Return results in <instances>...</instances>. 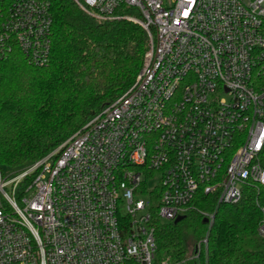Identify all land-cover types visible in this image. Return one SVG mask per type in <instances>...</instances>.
<instances>
[{"label": "built area", "instance_id": "1", "mask_svg": "<svg viewBox=\"0 0 264 264\" xmlns=\"http://www.w3.org/2000/svg\"><path fill=\"white\" fill-rule=\"evenodd\" d=\"M73 1L139 25L147 50L134 84L57 148L0 168V264H154L156 220L185 218L201 193L253 192L264 238V0ZM52 28L46 0H0V53L45 65ZM207 245L158 264H202Z\"/></svg>", "mask_w": 264, "mask_h": 264}, {"label": "trees", "instance_id": "2", "mask_svg": "<svg viewBox=\"0 0 264 264\" xmlns=\"http://www.w3.org/2000/svg\"><path fill=\"white\" fill-rule=\"evenodd\" d=\"M46 1L53 19L48 63L35 64L18 47L0 53V168L5 172L40 161L129 89L147 50V35L135 23L99 22L73 0ZM255 198L248 192L238 204L219 205L201 193L196 209L181 222L156 220L158 255L171 262L187 259L207 238L202 264H264ZM200 212L214 214L213 223Z\"/></svg>", "mask_w": 264, "mask_h": 264}, {"label": "rangeland", "instance_id": "3", "mask_svg": "<svg viewBox=\"0 0 264 264\" xmlns=\"http://www.w3.org/2000/svg\"><path fill=\"white\" fill-rule=\"evenodd\" d=\"M24 169H15V170H13L12 172H15L14 173V176H16L17 174H19L18 172H21V171H23ZM17 173V174H16ZM165 223V222H164ZM161 260H163L159 255L157 256V259H156V261L154 262V264H158L159 263V261H161Z\"/></svg>", "mask_w": 264, "mask_h": 264}, {"label": "water", "instance_id": "4", "mask_svg": "<svg viewBox=\"0 0 264 264\" xmlns=\"http://www.w3.org/2000/svg\"><path fill=\"white\" fill-rule=\"evenodd\" d=\"M183 219H184V217H178V218L174 221V223L177 224V223L181 222Z\"/></svg>", "mask_w": 264, "mask_h": 264}]
</instances>
